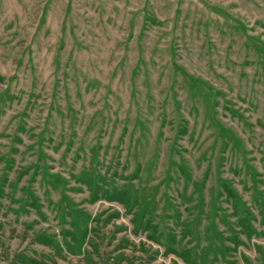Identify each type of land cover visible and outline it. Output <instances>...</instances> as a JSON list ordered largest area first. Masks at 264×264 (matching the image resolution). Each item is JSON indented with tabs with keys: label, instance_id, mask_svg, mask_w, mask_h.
Instances as JSON below:
<instances>
[{
	"label": "rangeland",
	"instance_id": "374dc122",
	"mask_svg": "<svg viewBox=\"0 0 264 264\" xmlns=\"http://www.w3.org/2000/svg\"><path fill=\"white\" fill-rule=\"evenodd\" d=\"M0 264H264V0H0Z\"/></svg>",
	"mask_w": 264,
	"mask_h": 264
},
{
	"label": "trees",
	"instance_id": "16d2710c",
	"mask_svg": "<svg viewBox=\"0 0 264 264\" xmlns=\"http://www.w3.org/2000/svg\"><path fill=\"white\" fill-rule=\"evenodd\" d=\"M229 190V192H230V189H228ZM109 200H110V198H109ZM118 200V199H117ZM120 200V199H119ZM120 201H122V200H120ZM123 202V201H122ZM241 214H243L242 215V218H244L245 220H247L248 219V216H247V214H246V212H242ZM33 236H35V238L36 239H44V240H42V241H44V242H51V240H50V237H48V236H42V235H37V234H34ZM59 245H57V246H55V247H58ZM22 256V253H19L16 257H21Z\"/></svg>",
	"mask_w": 264,
	"mask_h": 264
}]
</instances>
